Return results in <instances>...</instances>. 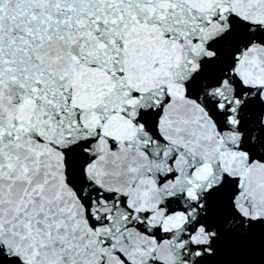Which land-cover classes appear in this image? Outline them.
I'll return each instance as SVG.
<instances>
[{"label":"snow or ice","instance_id":"1","mask_svg":"<svg viewBox=\"0 0 264 264\" xmlns=\"http://www.w3.org/2000/svg\"><path fill=\"white\" fill-rule=\"evenodd\" d=\"M0 264H264V0H0Z\"/></svg>","mask_w":264,"mask_h":264}]
</instances>
